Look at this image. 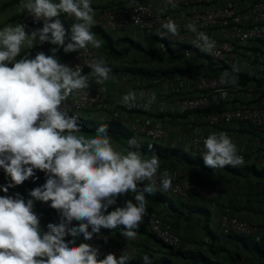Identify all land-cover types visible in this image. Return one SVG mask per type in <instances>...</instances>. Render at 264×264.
<instances>
[{
  "label": "clouds",
  "instance_id": "9594fccd",
  "mask_svg": "<svg viewBox=\"0 0 264 264\" xmlns=\"http://www.w3.org/2000/svg\"><path fill=\"white\" fill-rule=\"evenodd\" d=\"M25 11L43 20L42 29L29 34L19 23L0 29V169L10 178V183L0 186L6 194L0 196V264H128L131 258L125 252L119 258L109 253L99 259V250L88 243L70 245L81 234L85 240H92L101 228L120 226L126 241H134L136 229L146 215L144 191H152L149 185L142 189L138 185L145 180L154 183L160 159L157 155L142 158L134 139L123 151L115 150L106 125H101L91 138L78 135L79 113L70 115L66 101L81 92L89 97L90 84L102 86L113 79V69L103 56L87 64L91 72L85 75L81 66L68 67L49 52H39L34 58L28 53L20 55L22 48L26 45L31 49L37 38L52 44L48 46H62L65 53L78 52L89 44L101 48V41L92 32L96 24L92 0H20L16 13ZM62 13L75 18L68 31L59 19ZM135 22L139 24L140 19L135 18ZM186 28L196 34L197 48L214 53L215 41L199 31L194 22ZM159 29L156 34L161 38L178 35V26L172 19L161 22ZM239 71L234 64L231 71L221 74L220 83L238 87ZM105 90L99 88V92ZM147 95L130 90L119 102L133 108L138 96ZM220 95L227 99V92L222 90ZM155 99L152 93L145 108ZM203 147L202 159L212 169L245 163L237 145L224 131L210 133L203 139ZM34 170L44 172L47 179L29 192L30 199L25 201L19 193L7 195L9 188L35 178ZM171 183L165 169L160 174V185L167 191ZM129 192L135 194V204L127 200L124 207L108 210L118 196ZM34 201H50V207L60 213L59 224L49 223L47 231L42 232L40 219L33 211ZM74 220L79 223L70 226ZM67 235L73 239L66 242ZM143 264H153L147 254Z\"/></svg>",
  "mask_w": 264,
  "mask_h": 264
},
{
  "label": "trees",
  "instance_id": "16d2710c",
  "mask_svg": "<svg viewBox=\"0 0 264 264\" xmlns=\"http://www.w3.org/2000/svg\"><path fill=\"white\" fill-rule=\"evenodd\" d=\"M121 4L122 2H118L104 8H113ZM92 32H100L105 37L106 50L116 59L123 60L132 46L137 49L142 48L146 50L145 46L130 38H128L130 42L129 47L118 48L116 44L117 41L113 39L112 35L107 30L98 26H93ZM147 37L152 41H162L170 53L169 56L173 58L180 56L179 53H176L175 50L171 48V41L168 39L161 38L153 33ZM54 47L55 46L36 47L38 49L33 51V57L39 52H43L44 54L48 52L51 53ZM188 48L196 49L192 45L180 44L178 50ZM147 51L155 55L156 47L149 45ZM206 57L209 58L208 65L195 61L189 64V66L182 64L183 66H174L171 68H147L139 64L134 65L127 63L123 66H114L112 64H109V66L112 67V73L115 74L132 73L157 78H174L180 75L182 77H187L188 79L186 81L189 82H192L194 77L201 72L215 77L221 76L225 70L231 71L233 65H229L227 61L214 62L210 56L207 55ZM161 59H164V57ZM9 66L11 67L12 65L9 64ZM257 71L258 72L251 76L248 71L240 68L239 73L236 74L238 75V86L244 88L254 87L255 96L251 101H248L244 97L243 90H237V96L231 106L251 104L264 107V67H260ZM178 93L182 96H187V93L184 91H179ZM122 107L128 111L137 110L134 108H126L125 106ZM102 108L101 105H97L89 111L69 112L70 115L79 113L81 133H78V135L82 134L85 135L86 138H91L101 125H106L110 141L115 150L123 151L128 147L126 140L129 141L130 139H134L137 147L143 153L142 158L150 159L152 155H157L159 157L161 167L158 171L163 172L166 169L171 175L175 176L176 179L191 178L199 183L218 186L221 188V192L217 202V208L214 210L209 205L208 200L193 193L188 194L186 197H181L164 191L148 180L140 182L138 187L141 189L144 185H149L152 188L150 192L144 191V195L146 196V209L156 211L164 220L172 223V225L177 228L183 239V247L174 248L162 243L150 231L147 225H140L139 228L136 229L137 234H143V239L140 243H138L136 239L134 241H126L120 234L123 226L111 230L101 228L100 233L94 234L95 236L100 239H107L115 244H125L128 248L130 245H134L135 249L133 253L135 255L128 252L127 255L131 258L128 264H143V256L146 254L152 259L153 264H264V241L257 242L253 237L238 233L224 234L215 223V216L218 214L230 213L231 215L242 217L239 212L249 209L244 203L242 188L248 190L246 196L248 200L255 201L256 204L260 203V208L264 205L262 204L264 203V168L261 165V161L264 159V126L258 127L242 121L220 124L214 127L219 132L224 131L232 135H243L244 133H248L253 136H259L260 140L258 145H255L253 149H243L241 145V147L237 146L239 152H242L249 161L247 165L243 167L226 165L224 168L212 169L205 165L202 156L187 150L183 145H173V147L167 148L164 147L160 141L151 140L144 135L135 133L130 127L121 122L100 119L98 114ZM191 114V112H188L187 115ZM179 116L183 118L187 117L186 115ZM195 118L197 119V117ZM251 158L254 160L250 161ZM34 173L35 178H29V180L23 182L21 185L9 188L7 195L15 196L16 193H19L24 197L25 201L30 199L29 192L36 187L42 186L47 179L46 174L40 170H34ZM8 183H10V178L6 176L3 169H0V186H5ZM228 188L237 189V192L234 190V195H231L238 201L237 206H231L224 202V196L227 195L226 189ZM4 195L6 194L0 190V196ZM134 197L135 194L129 192L118 196L116 201L120 200L126 202L127 200H131L135 204L136 201ZM247 199L245 201H247ZM241 201L245 206L240 204ZM50 203V201L47 203L34 201L33 211L40 219V229L42 232L47 231V225L49 223L59 224L61 219L60 213L51 208ZM78 223V221L74 220L70 226H75ZM89 231H91V227H89ZM147 236L161 243L163 245L162 249L149 247L147 245ZM81 237H83L82 234L78 236L75 243L70 246H78V241ZM72 239L71 235L65 237L66 242ZM98 258L103 259V257L100 256H98Z\"/></svg>",
  "mask_w": 264,
  "mask_h": 264
},
{
  "label": "built area",
  "instance_id": "2783aa9c",
  "mask_svg": "<svg viewBox=\"0 0 264 264\" xmlns=\"http://www.w3.org/2000/svg\"><path fill=\"white\" fill-rule=\"evenodd\" d=\"M130 4L118 5L113 8H101L95 16L96 24L104 30H125L128 27H136L140 30L157 33L161 22L172 19L178 26V35L167 36L166 38L175 44L192 45L196 49L195 59H189V64L197 61L208 65L210 56L214 62L227 61L229 65H237L242 69H254L264 65V0L255 1L249 8H241L238 5L213 8L207 5L208 0H130ZM140 23L135 22V18ZM194 22L199 31L205 32L213 41L216 48L213 54L202 52L196 47V34L188 31L186 25ZM19 23L25 25V31L42 29L43 20H36L27 11L19 19ZM157 35V34H156ZM35 45L43 47L52 45L49 42L41 43L37 38ZM164 44V43H163ZM256 46V47H255ZM175 50V49H174ZM187 54L188 49L175 50L176 53ZM239 60L238 63H231V57ZM101 57L96 49L87 46L72 55L65 61L64 65L75 68L82 67V72L89 70L88 63ZM206 58V59H203ZM189 64L187 66H189ZM196 79L197 95H191L179 99L174 108H168L179 115H186L188 112L196 115L197 123L202 126L216 127L220 124L232 122H248L258 127L264 126V107L257 105L231 106L237 90H243L246 100L251 101L255 96L254 87H232L222 85L220 76L211 77L205 72L199 73ZM239 84V82H238ZM105 88V87H104ZM227 92V99L221 98V91ZM89 97H84L83 92L79 96L66 101L71 111H89L97 105H103L108 100L107 91H88ZM171 106L170 102L165 104ZM166 109V108H165ZM189 116L184 117L187 126V140L185 147L195 153H204L203 139L209 134L198 130V125ZM130 128L145 137L161 141L169 137V131L163 127L148 125L145 123H133ZM244 165L248 160L242 152ZM254 160L253 158L250 161ZM264 168V159L261 161ZM158 171L153 178V185L162 189L160 185V174ZM170 174V173H169ZM172 183L166 192L173 195L186 197L193 193L209 201V205L215 210L220 196L221 188L206 183H199L191 178L176 179L171 175ZM125 201H116V204L109 206L108 210H115L116 207H124ZM219 227L224 234L238 233L253 237L261 242L264 237V230L261 226L242 217L222 214L219 219ZM147 225L150 231L164 244L174 248L183 247V239L177 228L172 223L164 220L156 211L146 209L141 224ZM80 243H88L99 250L98 256L105 257L107 254H114L119 258L124 252L128 253V246L115 244L107 239H100L93 235L92 240H85L81 237Z\"/></svg>",
  "mask_w": 264,
  "mask_h": 264
},
{
  "label": "crops",
  "instance_id": "0c3cea01",
  "mask_svg": "<svg viewBox=\"0 0 264 264\" xmlns=\"http://www.w3.org/2000/svg\"><path fill=\"white\" fill-rule=\"evenodd\" d=\"M255 1H258V0H208L207 5L213 8H220L224 6H230V5H238L241 8H249V6L253 4ZM54 2H58V0H54ZM118 2H122L121 5H126V4H130L131 1L130 0H92V7L95 10V16L97 15V11L99 9L104 8L110 4L118 3ZM19 3H20V0H0V29L10 24L14 25V24L19 23V19L24 13V12L21 14L16 13V8L19 6ZM59 19H61L66 31L70 30L71 24L76 22L74 17H69L63 13L60 15ZM132 29L137 30L141 33V37H142L141 40L140 39H138V41L134 40L132 39L133 37L130 35H125V36H122V34L112 35V32H115V31L119 33V32H124L126 30H132ZM110 31L108 32L112 35L113 39L117 41L116 44L118 48H119L121 39L124 41H128L129 43L128 47L130 46V42L128 38L136 41L137 43L142 44L143 46H145L143 43L144 41L148 43L152 41L151 39L150 40L148 39L147 37L148 35H145V33H143L144 30H140L133 26L128 27L125 30H110ZM94 35H95V38L97 40H100L102 43L101 48L96 49V50L98 51L100 56H103L106 59L108 64H112L114 66H119V65L123 66L125 63L134 64V65L139 64V61L132 58V56L124 57L123 60L114 58L106 50L105 37L100 32H95ZM67 42L69 41L66 39V43ZM88 46L95 49L91 44H89ZM126 47L123 46L120 48H126ZM37 49L38 48H36L35 42L31 49H29L25 45L22 48V52L20 55L24 56L26 53H28L30 58H34L33 51ZM53 49H56V52L53 53L51 51L49 55H55L58 61L62 64H64V61H66L73 53V52L65 53L63 51L62 46H56ZM161 49L162 47L156 46V52L160 51ZM150 55L154 57L156 54L155 55L150 54ZM19 58L20 57H17V59ZM231 61H232L231 63L239 62V60H236L234 56L231 57ZM164 65L165 63L162 62V65L160 66V68H164ZM143 67L159 68L158 66H155L154 64L152 66H143ZM259 68L260 67L254 68L253 70L252 69H244V70L248 71V73H250V75L252 76L256 72H258L257 70H259ZM90 72L91 70H88V71L82 72V74L86 75ZM110 76H112L113 79L106 82L105 85H102V86L96 85L93 82L92 84H90V87L87 90V91H98L99 88L105 87L108 93V100L102 106L103 108L101 107L102 109L99 111V114H98V117H100V119L106 120V121L107 120L118 121V122L125 124L128 127L131 124L137 123V122L145 123V124L153 125V126H158V127H163L167 129L170 134L168 138L163 139V140H166L167 142L175 143L174 145L180 146L182 144L183 146H185L188 131H187L186 123L183 120L184 118L179 116L178 113L176 114L172 110H167V109L174 108L175 103L183 97L197 95V91L195 88L196 87L195 80H192V82H189V81H186V79L188 78H184L180 75H177L176 78L175 77L174 78H158L161 82V85L154 87L149 84L150 78L146 75H142L146 79H139L140 75L132 74V73H124V74L116 73L115 74L111 72ZM147 87H151L152 92L150 93V95H148L145 98H141L138 96L137 106L133 107L134 109H137L136 111H128L124 107H122L124 105L121 104L119 101L121 100L124 94H126L130 90L135 91L139 94L141 91H145ZM179 91L186 92L187 96L180 95V93H178ZM152 93H155V96H156L155 102L151 103L149 108H145L144 105L148 102V97H150ZM74 97H76L75 94L73 96H70L69 99L74 98ZM167 102H170L171 106L166 107L165 104ZM263 102H264V98H263ZM195 117L196 115L191 114L189 116V120H193L194 122H196V125H198V130L204 131L205 133H208V134L213 133V132H219L214 127L211 128V127L199 125ZM226 133L232 138L233 142L238 147L242 146L243 149H247V148L253 149L255 145L256 146L258 145V142L260 140L259 136H253L248 133H244L243 135H238V134L232 135L228 132ZM242 189L244 193V197H243L244 203L246 204V207H248L249 209L243 210L239 213L241 214L243 218L245 216V219L247 218V220H250L251 222L260 225L264 230V205L262 206V208H260V203L256 204L255 201L248 200L246 197L248 194L247 192L248 190L245 188H242ZM226 190H227L226 191L227 195L224 196L225 198L224 202L226 204H230L231 206H237L238 201L235 200L233 196H231L234 190L235 192H237V189L228 188ZM246 199L247 201H245ZM252 200H255V199H252ZM240 204L245 206L242 203V201L240 202ZM220 216L221 215L219 214L215 216V223L218 226H219L218 219ZM262 241H264V237ZM130 247H131L130 254H134L133 253L135 249L134 245H130Z\"/></svg>",
  "mask_w": 264,
  "mask_h": 264
},
{
  "label": "rangeland",
  "instance_id": "374dc122",
  "mask_svg": "<svg viewBox=\"0 0 264 264\" xmlns=\"http://www.w3.org/2000/svg\"><path fill=\"white\" fill-rule=\"evenodd\" d=\"M110 32H112V31H110ZM143 33H145V35H151L152 34V32H148V31H144ZM118 34L119 35L122 34V36L130 35V36L133 37L132 39L137 40V41H138V39H140V40L142 39L141 33L139 31H137V30H134V29L126 30L124 32H119V33H117L116 31L112 32V35H118ZM136 37H138V38H136ZM143 43L145 45L146 50L142 49V48L141 49H137V48H133L132 47L131 49H129V52L125 56V57L132 56V58H134V59L139 61V65L140 66H152L154 64L155 66L160 67L162 65V62L165 63L164 68H171V67H174V66H183L182 64L187 66L189 64V59H195L196 58V52L193 50V48H189V52L187 54H183L180 51L179 52L180 56L173 58V57L169 56L170 53L167 50V47L164 46L162 41L153 40V41H151L149 43L145 42V41ZM128 45H129L128 41H124L122 39L120 40L119 47H123V46H125V47L127 46L128 47ZM149 45L154 46V47L160 46V47H162V49L160 51H157L156 55L154 57H152L149 54V52L147 51V47ZM170 46H171L172 49H175V50H178V48H179V45L175 44V43H171ZM162 57H164V59H161ZM203 59H206V58H203ZM259 67H264V65H260ZM148 77L150 78L149 79V84L150 85H152L154 87L161 85V82H160V80L158 78L152 77V76H148ZM184 78H187V77H184ZM139 79H146V78L144 76L140 75ZM143 92H145L148 95H150V93L152 92V88L151 87H147V89L145 91H143ZM181 92H183V91H181ZM143 98H145V97H143ZM126 142L128 143L127 140H126ZM160 142L162 143V145L164 147H167V148L173 147V145H174V143L167 142L166 140H161ZM180 146H182V144ZM197 154L198 153H196V155ZM199 155L203 156L202 153H200ZM260 170H263V169H260ZM142 239H143V234L142 233H140V234L138 233L137 237H136L137 242L140 243L142 241ZM147 239H148L147 240V245L149 247H157V248L162 249L163 245L161 243L156 242L154 240V238L147 236ZM130 251H131V248L129 246V253H130Z\"/></svg>",
  "mask_w": 264,
  "mask_h": 264
}]
</instances>
